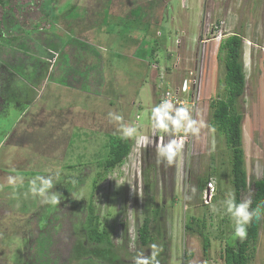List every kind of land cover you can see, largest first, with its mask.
Segmentation results:
<instances>
[{
  "label": "rangeland",
  "instance_id": "rangeland-1",
  "mask_svg": "<svg viewBox=\"0 0 264 264\" xmlns=\"http://www.w3.org/2000/svg\"><path fill=\"white\" fill-rule=\"evenodd\" d=\"M0 5V264H132L152 244L161 249L160 264H224L225 246L237 239L220 202L234 189L230 151L210 124V103L223 89L225 67L221 40L203 39L221 20L225 37L237 32L243 38L247 81L239 109L249 185L241 200L252 198L253 180L264 176V0ZM191 71L199 79L195 119L201 128L184 136L175 164H157L154 147L129 139L125 160L104 169L107 145L120 135L108 113L122 114L124 123L151 137V108L165 89L179 93ZM56 172L52 191L62 194L59 205L25 197L33 177ZM9 176L23 183L10 185ZM206 178L215 181L210 201ZM193 187V198L184 199ZM90 198L114 247L88 239ZM156 208L152 242L144 246L138 228ZM186 223L193 228L186 230ZM259 224L248 264H264V210ZM203 235L211 240L208 257Z\"/></svg>",
  "mask_w": 264,
  "mask_h": 264
},
{
  "label": "trees",
  "instance_id": "trees-1",
  "mask_svg": "<svg viewBox=\"0 0 264 264\" xmlns=\"http://www.w3.org/2000/svg\"><path fill=\"white\" fill-rule=\"evenodd\" d=\"M41 7L43 8L44 6ZM7 10L8 9H4V12H7ZM9 10L12 11V8H9ZM4 17L3 14V18L0 22H3ZM21 23L26 27L23 18ZM32 27H30V29H32L30 30L31 32L39 28L40 24L37 23L36 27L35 25ZM29 33L26 34L27 36H23V38H28ZM243 47L242 35L237 32L221 40L219 44V53H223L222 59L225 67L224 86L222 91L212 99L210 103L212 109L210 124L218 134L224 136L226 145L230 151L231 183L237 202L241 201V196L249 185L245 150L243 147L244 114L239 109V100L244 95L247 81L243 61ZM107 146L109 150L104 162V169L115 168L125 160L131 151L130 140L122 139L120 135L114 136ZM210 179L211 178H206L204 180L205 187ZM252 185L254 187L252 207L255 208L258 204L264 202V176L254 179ZM87 208L89 216H87L85 228L88 239L100 245L114 247L107 228L104 227L101 230L99 229L98 215L94 213L92 198H90ZM263 210L264 209H262V212ZM158 215L159 209L156 208L154 210V216H145L142 225L138 228L139 240L144 246L152 242V221L158 217ZM189 226L190 225L186 223V230L187 228H193L192 225L190 228ZM259 228V221L254 220L247 227L246 239L243 241L237 239L235 243H229L225 246L222 253L224 264H248L249 249L251 244L257 240L259 236ZM210 248V238L207 235H203V252L207 257L209 256ZM192 256L193 253L188 252L185 257L190 259Z\"/></svg>",
  "mask_w": 264,
  "mask_h": 264
},
{
  "label": "clouds",
  "instance_id": "clouds-1",
  "mask_svg": "<svg viewBox=\"0 0 264 264\" xmlns=\"http://www.w3.org/2000/svg\"><path fill=\"white\" fill-rule=\"evenodd\" d=\"M108 118L110 122L118 125L117 130L122 139H134L145 148L154 147L157 164L164 163L169 167L175 164L178 155L184 148V136L189 134L198 135L201 128L199 122L193 118L190 108L184 103L174 101L172 98H162L159 104L151 108V137L139 134L135 126L124 123L122 114L110 111ZM59 175L60 173L56 172L55 174L33 177L29 181L25 197L31 194L33 198L39 197L43 204L59 205L62 194L52 191ZM18 182L23 183V177H8L10 185L15 186ZM71 183L75 184V181L73 180ZM195 193L196 188L193 187L191 194H185L184 199L191 200ZM220 204L225 214L233 222V239L241 241L247 237L248 225L254 220H261L262 209H264V202L253 208L251 197L237 202L235 193L231 191L226 193ZM212 211L217 212L219 209L213 205ZM160 251L161 249L156 244H152L149 254L146 255L143 251L138 252L133 257L132 264H160L157 258Z\"/></svg>",
  "mask_w": 264,
  "mask_h": 264
},
{
  "label": "built area",
  "instance_id": "built-area-1",
  "mask_svg": "<svg viewBox=\"0 0 264 264\" xmlns=\"http://www.w3.org/2000/svg\"><path fill=\"white\" fill-rule=\"evenodd\" d=\"M224 27H225V21L223 20H221L220 22H215L210 24L208 28V32L210 36L205 37L203 39L204 43L213 39L218 41L222 40L225 37ZM190 74L191 75L189 77H186L181 82V86L179 87L180 88L179 93L177 91L172 92L171 90L165 89L161 98L159 99V103L161 102L162 98H172L174 101H178L187 105L192 112L193 118H196L195 116L197 115V111L199 107V103L197 99L198 97L196 94L197 86L199 84V79H198V75L194 74L193 71H191ZM191 89H193V91H191ZM205 190H206V199L207 201L208 200L210 201L214 195L215 181L212 179L209 180Z\"/></svg>",
  "mask_w": 264,
  "mask_h": 264
},
{
  "label": "crops",
  "instance_id": "crops-1",
  "mask_svg": "<svg viewBox=\"0 0 264 264\" xmlns=\"http://www.w3.org/2000/svg\"><path fill=\"white\" fill-rule=\"evenodd\" d=\"M65 48H66V46H65ZM35 100V99H34Z\"/></svg>",
  "mask_w": 264,
  "mask_h": 264
}]
</instances>
